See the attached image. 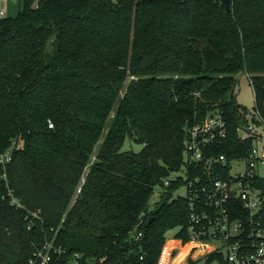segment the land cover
Here are the masks:
<instances>
[{
    "label": "trees",
    "instance_id": "obj_1",
    "mask_svg": "<svg viewBox=\"0 0 264 264\" xmlns=\"http://www.w3.org/2000/svg\"><path fill=\"white\" fill-rule=\"evenodd\" d=\"M240 74L263 107L264 0H23L0 16V264L46 240L95 264H158L170 231L188 241L174 194L195 174L186 126L220 111L215 149L232 155Z\"/></svg>",
    "mask_w": 264,
    "mask_h": 264
},
{
    "label": "built area",
    "instance_id": "obj_2",
    "mask_svg": "<svg viewBox=\"0 0 264 264\" xmlns=\"http://www.w3.org/2000/svg\"><path fill=\"white\" fill-rule=\"evenodd\" d=\"M0 16H4L3 11ZM263 110L264 106L257 105L240 110L232 155L215 149L229 142L227 120L220 111L186 126V151L195 174L190 178L184 172L187 183L180 188H184L182 196L187 197L191 209L190 239L184 242L175 236L167 238L168 248L158 264H182L183 259L175 253L187 244L191 245V252L199 249L194 258L220 251L224 255L223 264H264ZM11 159V149L0 153V165L4 168ZM174 179L167 178L165 184L170 185ZM9 194L11 203L21 206L11 191ZM134 237L141 239L143 232H136ZM27 264H95V261L84 258L81 251H70L54 240H46L36 244Z\"/></svg>",
    "mask_w": 264,
    "mask_h": 264
},
{
    "label": "rangeland",
    "instance_id": "obj_3",
    "mask_svg": "<svg viewBox=\"0 0 264 264\" xmlns=\"http://www.w3.org/2000/svg\"><path fill=\"white\" fill-rule=\"evenodd\" d=\"M22 8H23V0H0V12L3 11L4 16H15ZM234 93L237 101L244 107L252 108L256 105L254 89L246 74L239 75V82L235 87ZM141 146L142 145L140 143L134 141L130 142L129 140H126L125 142L126 148H133L135 151H139ZM161 191H162L161 187L158 186L155 188V191L150 199L151 207H153L154 204L159 200ZM174 194L175 196L179 194L183 195L185 194V190L184 188H180ZM174 233L175 230L170 231L167 238L173 236ZM168 242L169 240L168 241L166 240L160 256H162L165 253L166 249L168 248L167 247ZM179 252L180 251L177 250L175 256H177ZM165 255H166L165 258L167 259V254ZM166 259L164 260V262L166 261ZM182 264H208V263L206 262V256H201L200 258L195 259L193 254L189 255L188 253L187 258L185 257ZM209 264H223V262L219 259H214Z\"/></svg>",
    "mask_w": 264,
    "mask_h": 264
},
{
    "label": "crops",
    "instance_id": "obj_4",
    "mask_svg": "<svg viewBox=\"0 0 264 264\" xmlns=\"http://www.w3.org/2000/svg\"><path fill=\"white\" fill-rule=\"evenodd\" d=\"M191 245L190 244H187V245H185V246H183L182 247V249L180 250V253H179V256H180V258L181 259H185V257L187 258V255H188V253H189V255H194V257L197 255V253L199 252V249L197 250V251H195V252H191L190 251V247ZM166 256V255H165ZM165 256H164V260L166 259L165 258ZM191 257V256H190ZM192 258V257H191ZM200 258V257H199ZM195 259H198V257L197 258H195Z\"/></svg>",
    "mask_w": 264,
    "mask_h": 264
},
{
    "label": "water",
    "instance_id": "obj_5",
    "mask_svg": "<svg viewBox=\"0 0 264 264\" xmlns=\"http://www.w3.org/2000/svg\"><path fill=\"white\" fill-rule=\"evenodd\" d=\"M227 10L231 9V0H220Z\"/></svg>",
    "mask_w": 264,
    "mask_h": 264
}]
</instances>
